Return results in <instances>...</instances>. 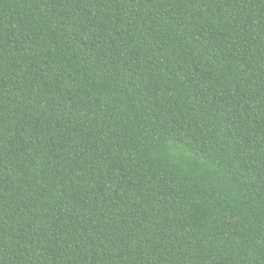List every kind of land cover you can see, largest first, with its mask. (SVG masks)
Returning <instances> with one entry per match:
<instances>
[{
	"label": "trees",
	"instance_id": "16d2710c",
	"mask_svg": "<svg viewBox=\"0 0 264 264\" xmlns=\"http://www.w3.org/2000/svg\"><path fill=\"white\" fill-rule=\"evenodd\" d=\"M0 264H264V0H0Z\"/></svg>",
	"mask_w": 264,
	"mask_h": 264
}]
</instances>
